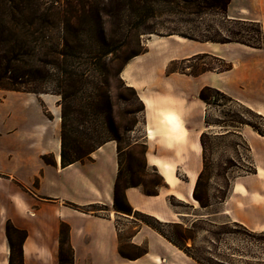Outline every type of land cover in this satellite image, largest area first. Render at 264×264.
Wrapping results in <instances>:
<instances>
[{"label": "crops", "instance_id": "0c3cea01", "mask_svg": "<svg viewBox=\"0 0 264 264\" xmlns=\"http://www.w3.org/2000/svg\"><path fill=\"white\" fill-rule=\"evenodd\" d=\"M240 2L252 9L257 5L264 13V0ZM231 4L232 0L225 13L228 20L259 22L264 30L263 18L231 16ZM145 47L144 53L128 61L121 78L142 103L145 168L155 170L163 179V186L154 196L145 195L140 186L128 187L124 194L133 212L162 223L180 222L191 215L173 206L170 199L191 209L197 207L192 191L202 170L199 137L205 130L204 104L198 93L205 86L212 87L249 104L264 116V42L256 49L238 43L200 42L167 35L150 38ZM198 55L221 59L231 69L195 77L166 74L171 62ZM43 97L10 92L0 102V264H9L7 221L26 232L21 245L22 264H58L61 224L69 228L72 264L195 263L152 229L113 210L118 171L115 142L101 145L87 161L61 167L60 140L43 113L39 102L44 101ZM31 111L37 113V120L30 118ZM166 113L174 124L162 122ZM242 136L251 149L255 173L231 185L228 199L233 208L227 213L232 222L246 229L264 231V137L248 133ZM44 156L52 157L53 164H45ZM163 168L170 170L167 179ZM242 204L246 206L245 214L236 209ZM71 205L83 209L104 207L105 215L81 212ZM250 212L260 214L261 219L251 221ZM117 219L124 221L120 228ZM125 230H130L126 238L129 244L147 249L142 257L129 260L119 255V236Z\"/></svg>", "mask_w": 264, "mask_h": 264}, {"label": "rangeland", "instance_id": "374dc122", "mask_svg": "<svg viewBox=\"0 0 264 264\" xmlns=\"http://www.w3.org/2000/svg\"><path fill=\"white\" fill-rule=\"evenodd\" d=\"M18 2L40 6L43 9L53 6L59 10L58 29L53 32L47 31L45 35L57 38L59 50L75 56L67 61L71 64L67 65L68 68L78 77L81 75L80 92L76 96L74 107L79 110L88 103L89 108L86 128L78 123L77 114L70 124V131L73 134H80L86 130L94 135L97 143L108 140L110 136L118 138L121 150L120 190L125 184L140 183L142 192L157 190L163 186L160 175L155 170L145 168L146 140L142 131V103L121 78V72L128 61L136 57V54L145 52L147 40L170 34L198 41L226 37H242L251 42L260 39L255 24L244 25L236 21H225L214 10L191 14L179 5H164L158 1L149 4L153 12L152 17L144 20L138 18L134 0H0V5L5 3L11 6ZM241 2L232 0L231 16L264 19V13L257 5L252 9ZM262 38L264 39V30ZM64 42H67L68 47H64ZM203 62L215 65L210 58L204 59ZM177 67L182 68L183 65ZM52 86L53 84L48 85L50 89ZM9 93L0 90V102ZM42 95H45L44 101L39 102L44 115L52 122L51 128L60 139L61 107L58 105L60 96L50 93ZM213 101L211 98L210 103ZM220 105V107L213 104L203 105V120L206 119L210 124L207 130L203 131H207L210 136L215 135L220 129L216 123L226 124L234 115L257 126L264 134V116L256 113L257 110L249 104L234 100L233 103L220 102ZM98 109L104 112L99 118L101 122L103 119L104 123L97 122ZM36 115L34 111L30 112L31 119L37 120ZM236 130V135L209 139L208 169L202 178L201 195L210 206L202 209L197 203L196 209H191L176 200H170V203L191 215L183 218L184 223H189L192 218H200L192 250L195 257L203 258L211 264H264V231H253L235 225L227 213L233 208L231 200L228 199L231 185L239 181V178L250 177L255 172L251 149L242 134L257 133L245 125L238 126ZM162 172L167 179L170 170L163 168ZM171 180L174 183L172 178ZM220 199L224 201L221 203ZM101 209L100 206L93 208L95 214L105 215ZM236 209L243 214L246 213V206L243 204ZM249 219L259 221L261 216L250 212ZM116 224L120 228L124 221L117 219ZM129 233L130 230H125L120 234L121 248L126 256L134 257L140 251L126 244ZM13 241L15 247L12 264H20L17 250L19 241L14 237ZM186 246L190 247L191 242L187 241ZM63 249L66 258L67 246L64 245Z\"/></svg>", "mask_w": 264, "mask_h": 264}, {"label": "trees", "instance_id": "16d2710c", "mask_svg": "<svg viewBox=\"0 0 264 264\" xmlns=\"http://www.w3.org/2000/svg\"><path fill=\"white\" fill-rule=\"evenodd\" d=\"M155 1L161 2L164 5H179L182 9L189 11L191 14H199L205 11L214 10L220 14L225 21H234L228 20L225 16L230 0H134V3L137 6V15L140 20L152 17L153 12L151 7H149V4ZM59 13V10L53 6L43 9L40 6L29 5L24 2H18L11 6H7L5 3L0 5V90L5 92L33 94L36 96L49 93L60 96L58 105L61 107L59 139L61 167L65 168L74 163L87 161L90 159V155L101 145L108 141L115 142L118 154V171L113 189V210L121 215L131 216L134 220L133 222L137 225H144L152 229L195 263L211 264L203 258L195 257L192 253V250H194L193 243L195 235L197 234L195 233V230L200 218H192L189 223H184L183 221L162 223L151 216L139 212H133L125 198L124 191L128 187H141V184H125L121 190L119 189L121 182L119 154L121 150L116 136H110L108 140L97 143L93 138L94 135L88 133L86 130L80 134H73L70 131V124L72 120H75L74 116L77 114L79 115V119L77 120L78 123L86 128L85 125L88 123L87 110L89 108L88 103L81 106L79 110L74 107L76 96L80 92L79 85L81 84V81L79 79L81 78V75L78 77L72 69L68 68L67 65L71 64H68L67 61L75 58V56L59 50V42L57 38L45 35L47 31L53 32L58 29L60 23ZM236 22L243 23L244 25L255 24L257 26L256 33L259 35L260 39L257 42H251V40L242 37H226L217 40L205 39L200 40V42L219 44L238 43L251 48H261L264 42V39L262 38V27L258 23L253 22ZM188 39L195 40L192 38ZM64 47H68L67 42H64ZM138 55H140V53L135 56ZM206 58H210L215 65L213 66L203 62ZM177 65H183V67H177ZM230 69L231 65L221 59L208 55H198L187 60L171 62L167 67L166 74L180 73L195 77L205 72H225ZM49 84H53L52 89L48 87ZM128 89H131L133 93H136L134 89ZM211 98L214 100L213 103H210ZM198 99L205 106L213 104L218 107L221 106L220 102L233 103L234 101L223 92L208 86L200 89ZM103 114L104 112L101 109L97 110L96 117L99 124L104 123L103 119L102 122L99 120ZM216 125H218L220 129L215 135L210 136L207 131H203L199 137L202 150V170L195 182L192 191V198L202 209H207L210 206L207 203V200L201 195L202 178L208 169L207 152L210 148L209 139H211V137L217 139L228 135H236L235 131H237L236 129L238 126L244 125L249 126L258 135L264 137V134L257 126L246 122L237 115L231 116L226 124L216 123ZM204 126L205 130L210 126L206 119H204ZM42 160L45 164H53L52 157L44 156L42 157ZM143 193L148 196H154L157 195V190L154 189L153 191H145ZM223 201L224 199H220L219 202L222 203ZM172 205L176 206L174 204ZM94 207L95 206H89V208L83 209L71 205V208L75 210L85 213L91 211L94 215H97L94 213ZM101 208L102 211L105 210L104 207ZM233 223L243 227L238 223ZM207 232L209 233V231ZM5 234L10 251L9 264H12L13 261V251L15 247L13 237L17 238L19 241L17 250L19 254V262L22 264L21 245L26 238V232L16 229L9 221H7L5 224ZM68 234V226L61 224L59 228L58 264H72V250L69 245ZM210 234L212 233L210 232ZM212 235H215V233ZM187 241L191 242L190 247L186 246ZM126 244L140 252L134 257L126 256L122 251L119 236L118 253L125 259L134 260L142 257L147 252L145 247H138L129 244L127 241ZM64 245L67 246L68 250V256L66 258L64 256Z\"/></svg>", "mask_w": 264, "mask_h": 264}, {"label": "bare ground", "instance_id": "6f19581e", "mask_svg": "<svg viewBox=\"0 0 264 264\" xmlns=\"http://www.w3.org/2000/svg\"><path fill=\"white\" fill-rule=\"evenodd\" d=\"M161 119H162V122H165V123L167 122L168 124H174L173 118L168 113L164 114ZM147 134L151 135V132L148 131ZM239 190L242 192V189H239Z\"/></svg>", "mask_w": 264, "mask_h": 264}]
</instances>
